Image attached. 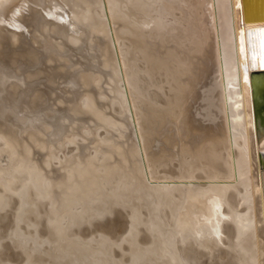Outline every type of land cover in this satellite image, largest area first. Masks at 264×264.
I'll use <instances>...</instances> for the list:
<instances>
[{"label":"bare ground","instance_id":"obj_1","mask_svg":"<svg viewBox=\"0 0 264 264\" xmlns=\"http://www.w3.org/2000/svg\"><path fill=\"white\" fill-rule=\"evenodd\" d=\"M101 1L0 0L1 142L9 151L17 148L22 135L30 140L40 135L52 142L64 130L79 131L89 121V134L97 127V137L104 138L108 147L106 159L117 158L119 165L113 169L112 189L125 195L126 204L131 205H127L130 210L119 205L117 209L133 222L131 232L139 236V242L150 234V247L133 243L134 237L128 233L122 238L124 245L118 243L124 233L115 240L132 246L129 253L126 250L127 263L153 259L156 264H264V133L251 109L252 69L245 49L246 28L264 25V0H104L110 18L120 21L126 32L134 26L140 30L137 92L142 113L139 117L134 111L133 127L116 86L119 77L109 30L101 20L105 17ZM251 32L252 63L260 69L264 67V29ZM34 53L40 56L39 62L32 58ZM59 59L74 68L66 85L73 89L77 80L92 82L99 87L104 103L85 96L78 104L73 101L75 95L52 87L49 75ZM28 67L32 75V71L40 75L34 82ZM131 81L130 87L136 82ZM66 96L69 104L64 103ZM77 169L72 167L68 176L77 174ZM147 178L161 182L150 184ZM142 214L145 220L157 219V224L148 223L144 229ZM37 219L38 215L30 220ZM111 225L108 221L104 232L109 233ZM80 227L72 235L84 245L83 251L93 247L106 255L118 252L115 242L108 251L98 247V236L91 232L96 237L88 239L87 235L86 239L88 231L83 233ZM80 262L85 264L83 259Z\"/></svg>","mask_w":264,"mask_h":264},{"label":"rangeland","instance_id":"obj_2","mask_svg":"<svg viewBox=\"0 0 264 264\" xmlns=\"http://www.w3.org/2000/svg\"><path fill=\"white\" fill-rule=\"evenodd\" d=\"M100 5L102 7L103 14L106 17V18L104 17V21H103V19H101V20L104 23L107 30H109L108 31V38H109L111 49H112V56L114 58L113 63L116 66V72H117L118 77H119V82L117 85L116 84L115 85L117 86V88L120 89V91L123 94V98H124V101H125V104L127 107V112H128V115L130 116V124L133 127L134 126V121H133L134 120V111H136L137 114L139 112V114H138L139 117L141 116V113H142L141 98H140L139 93L137 92L138 91L137 88H139V81H138L139 78L138 77H139V71H140V65H139L140 64V48H139L140 30H139L138 26H134L132 28L133 31L129 30L128 32H126L127 30H125L124 27H122L123 25L120 21H117V20L114 21L110 18L108 11H107L108 8L106 7L104 0L101 1ZM116 18H118L117 15H116ZM118 22L121 24H119ZM109 23L113 24V25H110ZM110 26H112V28H110ZM119 31L121 32V34ZM127 33L130 35H128ZM126 35L128 36V38ZM132 35H133V38H132ZM129 37H131V38H129ZM137 37H138V39H137ZM118 39H119V41H117ZM122 40L124 41L125 44L126 43L127 44L125 45L122 42ZM29 44H30V41H29ZM32 48L35 49L34 46ZM125 53H126V55H125ZM44 56H42V57H44ZM32 58H34L36 60V62H39V60H40V59H37V58H40V56H38L36 53L33 54ZM124 58H126V59L129 58V59L126 60ZM34 59H33V61L35 62ZM122 59H124V60H122ZM60 60L61 59L56 61L59 65L57 63L56 64L54 63V65H56V66H54L55 68L53 67L54 69L53 68L51 69L52 71L50 72V75H49V79H50V83H51L52 87L57 88L56 90L62 91V94H67V95L71 94L70 96L75 95L73 98L74 99L73 101L78 103V104L82 103L85 96H92L93 99H95L97 102L103 101V103H104L103 97L99 92V87L97 88L95 86V84H93L92 82H89V84H88V82L86 84H82L80 82V80H77V83L73 89H71L70 86L66 85L69 78H71L75 74L74 68H71L69 66V64L67 62H65L64 60L63 61H60ZM118 63H121V64H118ZM137 63H138V65L136 66ZM47 64H49V63H47ZM123 66H124V68H123ZM30 67H32V68H30L31 70L32 69L35 70L34 65H30ZM30 69L28 67V69L26 70L29 74H31ZM61 69H63L64 71ZM59 70L61 71V73ZM57 71H59V73ZM122 71H123V73H122ZM36 72L37 71H32L33 75L32 74L30 75V81L34 82L36 79H38L40 77V75L38 73L36 74ZM130 72H132V73H130ZM131 74H133V75L135 74V75L133 76ZM23 75H25V74H23ZM63 75H64V77H63ZM128 77H130V79ZM130 80H133V83L136 81L134 84H131V87L133 89H131V87H130L129 83H132V81L129 82ZM125 86H127V87H125ZM129 91H131L130 94H129ZM134 91H135V93H134ZM70 92H72V93H70ZM85 94H87V95H85ZM128 95H129V97H128ZM68 98H70V97L66 96V98H64L65 104H69L71 102L70 100H68ZM107 104H110L109 100H108ZM130 110L131 111L133 110V111L131 112ZM88 125L92 126V123H90V121H89V123L85 124L82 128L79 129V131L78 130L76 132L71 131L73 133V136H72V134H70L71 132H69L68 129H66L63 132L59 133L57 135L56 139L52 142L44 141V138L40 135L33 136L34 138H32V140L28 139L29 137L22 135L21 138H19L18 141L16 142L17 148L16 149H9V151H8V149H6V147L1 142V135H0V178L2 179V180L0 179V183H1L0 184V214H1L0 215V262L2 260V262L0 264H81V262H80L81 259H83L85 261V264H93V263L94 264H128V263L130 264V262L127 263V261L125 259L127 257L126 256L127 253L130 252L132 246H131V248L129 246H128L129 248L123 246L124 241L122 240V238L125 239L127 233L130 234L132 237H134L133 239L132 238L131 239L134 240L133 243H135V244H142L141 242H143V245H148V247H150L152 245V244H150L151 242H148L149 241L148 236L150 234H147V233L144 234L145 238H143V240L139 242L138 241L139 236L136 238L135 236H137V235L135 233H134L135 234L134 235V234H132L133 232H131V231H133L131 228L135 227V225L133 226V222L130 220V218L127 215L118 211L117 208H120L121 206H122V208H128L130 210L131 205L126 204L128 202V200L126 199L125 195H123L124 193L122 194L123 196L119 195L118 193L114 192V190L112 189V186H111L112 178H113V175H112L113 169H116L119 167V165L115 161L117 158L114 160L111 159L109 161H108V159H106L105 154H107L106 149H108V147L106 148V146H105L106 144L102 141V139L104 140V138L97 137V131H98L97 127H95L93 129V131L91 132V134H89L86 130L87 127H90ZM83 130H84V132H83ZM82 134H83V136H82ZM86 134H87V136H86ZM90 136H92V137H90ZM62 137H64V138H62ZM67 139H68V141H66ZM26 140H28V141L26 142ZM84 140H86V141L84 142ZM28 142H30V143H28ZM35 142L36 143L38 142L37 144L38 145L40 144V146H38ZM84 143H86V144H84ZM57 144H59V145H57ZM26 145H27V147H25ZM62 146H64V147H62ZM79 146H80V148H79ZM92 147L93 148L95 147V148L92 150ZM18 148H19V151L17 150ZM68 148H70V149H68ZM83 148H86V149L83 150ZM101 149L104 152L100 151ZM67 150H68V152H67ZM7 151H8V155H7ZM28 151H30L31 154L27 153ZM18 152H20V153H18ZM24 152H25V154H24ZM72 152L75 154H73ZM68 154L69 155L71 154V155L69 156ZM90 154H91V156H90ZM97 155H99V156H97ZM45 157H47L49 159H46ZM91 157L94 158V161H91V159H92ZM73 158L75 161L73 160ZM43 159L45 161H43ZM104 159H106V160H104ZM61 160L63 163L61 162ZM82 161L84 164H82ZM52 163H55V164H52ZM64 163H68V164L64 165ZM43 165H44V167H43ZM94 165H96V166H94ZM66 166H68V167H66ZM77 166H79V167H77ZM30 167H34L33 170ZM46 167H47V171H46ZM72 167L76 168V169L78 168L77 169L78 171L76 170L77 174H72V176L69 177L68 173ZM1 169H2V171H1ZM35 170L39 171L41 173L36 172ZM33 171L35 172V174ZM38 174L41 177L38 176ZM54 175H55V177H54ZM5 176H6V178H5ZM52 178H54V179H52ZM59 178H61L60 181L58 180ZM70 178H71V180H69ZM36 179H37V181H36ZM149 180L150 181H148V178H147L146 182L150 183V184H153L154 182H161V181H155L154 179H149ZM42 181L45 184H42L43 183ZM2 183H3L4 187H2L3 186ZM6 184H7V186H6ZM104 187L106 189L107 188L108 189L106 190V189H104ZM123 190H124V188H123ZM39 192H40V194H39ZM30 195H32L31 196L32 198L30 197ZM38 198H39V200H38ZM53 198H55L56 200ZM5 200H7V201H5ZM76 202H78L80 205ZM89 203H90V205H89ZM109 204L111 205V207H109L110 206ZM76 209H78V210H76ZM107 209H109V210H107ZM31 210H32V212H31ZM114 210H117V211H114ZM115 212H116V214H115ZM142 212H143V214H146L145 209H142ZM53 214H54V216H53ZM86 214H87V216H86ZM114 214H115V217H114ZM118 214L119 215L121 214L120 217L122 219L120 217H118L119 216ZM143 214H142V216H143ZM151 214H153V212H151ZM36 215H38V217H39V219L35 220L36 222H34L33 220H30V219H35ZM72 215H74V216L72 217ZM96 215H97V217L98 216H100V217L97 218ZM154 215L155 214H153L151 216L155 217ZM90 217L92 218V220L90 219ZM107 217H109L108 221H110L112 223L111 229H113V227H114L113 231L115 232V235H114L113 231H111V229H109V233H108L107 229L104 232L103 228H106V226L104 227V225L107 224V222H108ZM116 217L122 221H119ZM85 218H86V220H85ZM58 219L60 221H58ZM127 219L130 222H128ZM149 219L145 220V218L143 216V220L140 221V225L142 227L145 226V228H146L148 223H150V226H151V222H153V225H154V223H155V225L157 224V221H156L157 219L156 220L151 219L152 221ZM82 220H84V221H82ZM79 221H81V223L83 222L82 225ZM142 221H144V222H142ZM59 222H60V224H59ZM95 222H98L101 224L97 223V225H94V224H96ZM68 223H70V224H68ZM127 223H131V224H129L130 225L129 227H128ZM87 224H89V228H87L88 232L85 231V229H83V228H85V226H88ZM92 224L94 225L93 227L96 228L97 231H95V229L92 227ZM69 225H71V226H69ZM80 225H81L82 230H83L82 232L83 233L87 232V234L85 233V238L87 235H88V239L91 238L93 236V234H91V232H92V233H94V235L98 236V237L95 236L96 238H99V239H95L97 245L100 243L98 245V247L103 246L106 248V251H108L110 249V246L112 247V243L115 242L114 245H116L118 247V248L116 247L115 249L118 250V252H115V254L110 253L109 255H106V254H102L100 252H96L97 250H94L96 248H93V247L85 248L86 250L83 251L84 245L79 243L77 238H75V236L72 235V231L75 230L76 228L80 227ZM98 225H100L101 228L99 227V229H97ZM50 226H51V230L48 231ZM101 230H102V232H101ZM128 230L130 232H128ZM66 231H67V233H66ZM103 232L106 233L105 234L106 237L104 236ZM110 232H111V236H110ZM107 235H109L108 237H111L110 241H109V238H107ZM121 235L123 237H121ZM119 236L121 237L120 241H119V239H120ZM100 237H101V239H100ZM111 239L113 242L111 241ZM117 239L119 241L118 243H121L123 245H121V244L119 245L118 243H116L117 241H115V240H117ZM26 241L28 244L26 243ZM98 241H99V243H98ZM122 241H123V243H122ZM120 246H121V248H120ZM100 249H102V248H100ZM122 249L124 250L123 252H122ZM118 253L119 254L122 253L124 255L121 254V257L117 258L119 256ZM106 257H108V259H110V260H106L107 259ZM91 258H92V260H91ZM120 260H122V261H120ZM75 262H77V263H75ZM122 262H124V263H122ZM142 264H156V263L153 261V259L152 260L151 259H147V260L144 259Z\"/></svg>","mask_w":264,"mask_h":264},{"label":"water","instance_id":"obj_3","mask_svg":"<svg viewBox=\"0 0 264 264\" xmlns=\"http://www.w3.org/2000/svg\"><path fill=\"white\" fill-rule=\"evenodd\" d=\"M245 21H248V19L246 18ZM256 29H264V25L250 26L246 28L245 49L248 68L249 70L252 69V72L249 76L251 109L255 120H257L258 118V128L260 129V132L264 133V67H261L260 69H255L258 67H254L252 63L254 51L250 42V34H252L251 31Z\"/></svg>","mask_w":264,"mask_h":264}]
</instances>
